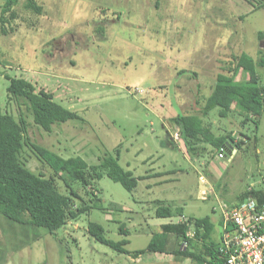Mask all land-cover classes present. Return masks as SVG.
<instances>
[{"label": "rangeland", "instance_id": "374dc122", "mask_svg": "<svg viewBox=\"0 0 264 264\" xmlns=\"http://www.w3.org/2000/svg\"><path fill=\"white\" fill-rule=\"evenodd\" d=\"M35 1L41 13L21 0L15 16H6L7 34L0 29V113L23 116L30 141L64 158L79 156L93 166L119 153L120 165L139 180L130 192L104 176L91 190L98 198L75 184L76 207L84 201L92 208L55 235L0 214V264H183L182 257L133 253L146 249L161 225L193 218L210 217L213 239L220 242L225 207L250 188L264 190V113L258 130L251 119L243 125L246 118L239 114L221 118L219 109L204 118L216 137L250 139L224 160L211 144H202L200 157L190 156L180 137L175 139L171 120L201 116L233 55L246 53L257 62L264 57V0ZM6 2L0 0V17ZM257 73L264 86V67ZM6 75L44 89L80 119L44 131L24 101L9 96ZM20 157L36 174L55 177L31 147ZM201 177L209 190L205 194L203 188L200 199ZM161 203L175 217L157 218ZM90 223L114 243L128 241L130 254L92 237ZM121 226L128 235L120 233ZM181 242L172 237L170 250L182 249Z\"/></svg>", "mask_w": 264, "mask_h": 264}, {"label": "trees", "instance_id": "16d2710c", "mask_svg": "<svg viewBox=\"0 0 264 264\" xmlns=\"http://www.w3.org/2000/svg\"><path fill=\"white\" fill-rule=\"evenodd\" d=\"M20 1L7 0L2 8L0 29L3 35H6L8 31L9 22L6 16L8 14L11 18L15 16L13 9ZM25 1L27 9L36 13L42 12L43 6L35 0ZM259 38L263 41L264 34L260 33ZM1 63L0 58V65ZM258 66L264 67V57L257 62L246 53L233 55L225 73L217 75L212 94L207 98L201 116L180 114L172 118L171 125L177 129L190 156L200 157L206 150L201 147L202 144H211L218 154L221 148L230 151V147L236 149L238 153L250 142V139L246 137L247 142L236 141L231 135L216 137L205 125L204 118L212 110L219 109L221 118L239 114L246 118L242 122L243 125L251 119L258 130V120L264 113V86L259 83ZM5 77L10 82L9 96L16 100H23L27 110L33 116L35 125L44 131L50 133L54 125L80 119L77 113L57 103L53 95L44 89H37L34 84L25 79H13L8 75ZM27 134L28 123L23 116L17 119L12 114L0 113V214L10 221L24 227L44 228L55 235L66 224L75 221L92 208L84 201L80 207H76L75 199L80 197L73 189L75 184H80L82 189L86 193H91L94 198H98V192L91 191L95 188L94 183L104 176L121 184L130 192L138 186L139 179L120 165L119 153L116 157L105 155L99 164L90 166L82 157L64 158L48 148L32 143ZM25 146L31 147L36 158L46 164L55 177L61 180L69 190L68 195L59 191L55 177L46 178L22 164L20 156ZM227 156L229 157V154ZM248 198L264 204V190L250 188L237 198L236 205ZM98 203H100L99 200L96 202L97 206ZM156 217L171 219L175 217V211L172 207L161 203L156 210ZM213 232L214 224L210 217L165 224L161 226V232L153 235L146 249L136 251L133 255L137 257L147 252L160 253L181 256L190 259L193 264H225L221 254L222 237L221 242H216L213 239ZM89 233L99 242L119 253L130 254L124 248L128 241L114 243L108 240L100 225L90 223ZM120 233L129 234L125 226H121ZM172 237L182 241V249L170 250ZM184 243H187L186 248L183 247Z\"/></svg>", "mask_w": 264, "mask_h": 264}, {"label": "built area", "instance_id": "2783aa9c", "mask_svg": "<svg viewBox=\"0 0 264 264\" xmlns=\"http://www.w3.org/2000/svg\"><path fill=\"white\" fill-rule=\"evenodd\" d=\"M174 137L178 140L179 133ZM236 153L232 147L230 151L221 148L218 159H233ZM223 221L221 254L225 264H264V204L248 198L239 205L225 207Z\"/></svg>", "mask_w": 264, "mask_h": 264}, {"label": "crops", "instance_id": "0c3cea01", "mask_svg": "<svg viewBox=\"0 0 264 264\" xmlns=\"http://www.w3.org/2000/svg\"><path fill=\"white\" fill-rule=\"evenodd\" d=\"M202 182V183H201ZM203 182H204V178L203 177H201V180H200V191H199V198H200V195H201V192H202V190H203V188L206 190V194H207V191L209 190L208 189V185H204L203 186ZM203 199H205L204 198V196L202 197ZM201 199V198H200ZM162 226V225H161ZM190 236H192V234L190 235ZM221 242V241H220ZM168 256H174V255H168ZM175 257H181V256H175ZM183 258V257H182ZM183 264H193L192 263V261L190 260V259H187V258H185V261L183 262Z\"/></svg>", "mask_w": 264, "mask_h": 264}, {"label": "water", "instance_id": "95a60500", "mask_svg": "<svg viewBox=\"0 0 264 264\" xmlns=\"http://www.w3.org/2000/svg\"><path fill=\"white\" fill-rule=\"evenodd\" d=\"M264 43V42H263ZM261 46L264 48V46L261 44ZM202 183V182H201Z\"/></svg>", "mask_w": 264, "mask_h": 264}]
</instances>
